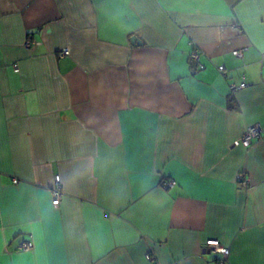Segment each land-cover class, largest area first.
<instances>
[{
	"label": "crops",
	"instance_id": "1",
	"mask_svg": "<svg viewBox=\"0 0 264 264\" xmlns=\"http://www.w3.org/2000/svg\"><path fill=\"white\" fill-rule=\"evenodd\" d=\"M210 239L264 264V0H0V264H215Z\"/></svg>",
	"mask_w": 264,
	"mask_h": 264
},
{
	"label": "built area",
	"instance_id": "2",
	"mask_svg": "<svg viewBox=\"0 0 264 264\" xmlns=\"http://www.w3.org/2000/svg\"><path fill=\"white\" fill-rule=\"evenodd\" d=\"M26 48L30 46V42H27L25 44ZM244 50H236L232 52V56L241 59L243 57ZM62 56H67L68 51L63 50L61 52ZM189 61L192 64H195L197 68H201L200 65V55L197 51L191 52L189 56ZM15 72L18 71L17 66H14ZM219 73L224 74L225 68L223 66H219L217 68ZM248 86L246 80L244 77L241 78L240 82L238 83H231L228 87L230 94H235L239 90H242ZM261 134V127L258 124L252 125L248 127L243 134V136L238 140V142H235L234 145H241L244 148H247L251 146L254 140L258 139ZM15 183V181H14ZM175 182L171 179H165L162 181L163 188H170L174 186ZM242 187L245 188L246 184L245 182H242ZM61 197V191H60V179L59 177L55 178V187L53 190V200L52 204L54 206H57L59 204V200ZM33 244L30 241L22 242L17 247V250L27 252L32 250ZM204 250L207 251L209 254L215 256V264H228V257H229V249L223 246L218 240L210 239L205 242ZM150 260L151 258L148 257Z\"/></svg>",
	"mask_w": 264,
	"mask_h": 264
},
{
	"label": "water",
	"instance_id": "3",
	"mask_svg": "<svg viewBox=\"0 0 264 264\" xmlns=\"http://www.w3.org/2000/svg\"><path fill=\"white\" fill-rule=\"evenodd\" d=\"M131 44L132 45H141V43L135 37H132L131 38Z\"/></svg>",
	"mask_w": 264,
	"mask_h": 264
}]
</instances>
